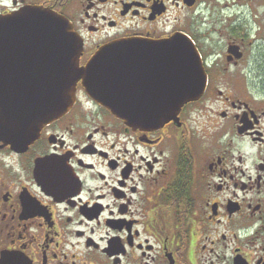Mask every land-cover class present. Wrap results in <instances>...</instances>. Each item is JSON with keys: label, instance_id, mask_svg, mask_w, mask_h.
<instances>
[{"label": "flooded vegetation", "instance_id": "flooded-vegetation-1", "mask_svg": "<svg viewBox=\"0 0 264 264\" xmlns=\"http://www.w3.org/2000/svg\"><path fill=\"white\" fill-rule=\"evenodd\" d=\"M43 9L71 22L81 66L140 42L119 75L140 104L172 88L152 72L171 70L168 42L191 44L204 71L165 123L127 124L81 80L35 138L24 117L0 122V264H264V0H0V20ZM19 58H4L5 89L29 88Z\"/></svg>", "mask_w": 264, "mask_h": 264}, {"label": "water", "instance_id": "water-1", "mask_svg": "<svg viewBox=\"0 0 264 264\" xmlns=\"http://www.w3.org/2000/svg\"><path fill=\"white\" fill-rule=\"evenodd\" d=\"M8 36L24 38L19 44L28 47V51L14 52L10 48L12 42L1 40ZM1 45L4 47L0 49V67L4 66V58L9 53L19 55L18 62L23 70L19 72L23 83L29 86L24 91L5 89L1 84L10 83L8 76L16 71H0V122L5 124L2 131L9 132L7 117H24V124H28V138L38 136L45 124L72 108L80 80L92 98L127 124L150 126L169 121L186 102L196 98L201 88L198 76L204 71L191 44L178 50L175 41L168 42L166 67L171 70L152 72L156 77L171 79L172 88L162 102L140 104L138 100L141 98L125 96L129 91H126L127 86L123 93L120 92L119 75L122 74L120 68L133 67L136 49L142 44L134 39L112 42L99 49L86 65L80 66L83 50L80 36L67 18L48 9L0 20ZM182 74L188 81L182 79Z\"/></svg>", "mask_w": 264, "mask_h": 264}]
</instances>
